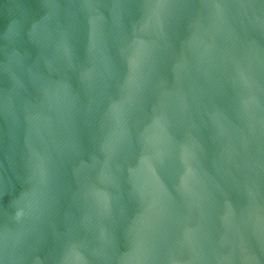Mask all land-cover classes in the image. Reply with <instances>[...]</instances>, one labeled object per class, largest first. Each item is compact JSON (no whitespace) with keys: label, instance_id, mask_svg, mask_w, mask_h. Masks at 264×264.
<instances>
[{"label":"water","instance_id":"95a60500","mask_svg":"<svg viewBox=\"0 0 264 264\" xmlns=\"http://www.w3.org/2000/svg\"><path fill=\"white\" fill-rule=\"evenodd\" d=\"M0 264H264V0H0Z\"/></svg>","mask_w":264,"mask_h":264}]
</instances>
